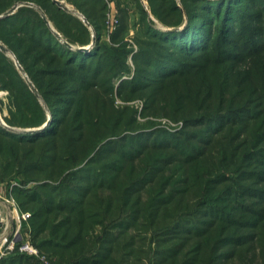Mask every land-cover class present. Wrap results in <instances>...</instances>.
<instances>
[{
  "label": "trees",
  "instance_id": "trees-1",
  "mask_svg": "<svg viewBox=\"0 0 264 264\" xmlns=\"http://www.w3.org/2000/svg\"><path fill=\"white\" fill-rule=\"evenodd\" d=\"M64 2L0 0L24 73L0 49V181L31 242L52 264H264V0Z\"/></svg>",
  "mask_w": 264,
  "mask_h": 264
},
{
  "label": "built area",
  "instance_id": "built-area-1",
  "mask_svg": "<svg viewBox=\"0 0 264 264\" xmlns=\"http://www.w3.org/2000/svg\"><path fill=\"white\" fill-rule=\"evenodd\" d=\"M83 20L84 16L79 14ZM117 23L114 11L107 15L108 30H112ZM19 185L12 181L9 186V194L0 199L5 210L0 212V258L11 252L17 251L32 256L38 260V264H52L49 258L42 253L30 240L28 219L30 212L22 211L14 199L10 190L13 186ZM10 224V225H9ZM28 232L24 234V232Z\"/></svg>",
  "mask_w": 264,
  "mask_h": 264
},
{
  "label": "rangeland",
  "instance_id": "rangeland-1",
  "mask_svg": "<svg viewBox=\"0 0 264 264\" xmlns=\"http://www.w3.org/2000/svg\"><path fill=\"white\" fill-rule=\"evenodd\" d=\"M144 2V1H143ZM145 3V2H144ZM132 7H133V5H132ZM79 15V14H78ZM132 15H135V14H132ZM151 15V14H150ZM131 21V23H130V26H131V24H132V20H130ZM129 35L130 36H132V35H134V33H135V28H132V26L130 27V29H129ZM135 46V45H134ZM8 53V55L13 59V61H14V63H15V60H16V58L14 57V55H13V53H11V52H7ZM18 62V61H17ZM129 64L130 65H132L130 62H129ZM16 65V64H15ZM21 73H23V72H21ZM24 74V73H23ZM0 91L2 92L1 94H0V117H1V121H0V124H2V121L4 122V120H3V115L4 114H6L7 113V96H6V94H7V91H5V90H2V89H0ZM115 105H118V104H120L121 103V101H120V99H118L117 97L115 98ZM136 106H138V108H140L141 107V104H142V101L141 100H139V99H136L135 101H132ZM138 120H140V121H144L145 120V118H138ZM158 120H161L162 122H167V123H169L168 121H167V119L166 118H159ZM161 122V123H162ZM5 123V122H4ZM6 124V123H5ZM175 126V125H177V124H174V123H169V124H167V126ZM11 128H18V127H11ZM10 128V129H11ZM9 194V190H7V184H6V182H2V181H0V199H2L3 197H6L7 195ZM13 195V194H12ZM13 197H14V195H13ZM15 199V198H14ZM3 200V199H2ZM16 200V199H15ZM5 210V207H3L2 205H1V202H0V212L2 213V211H4ZM23 211V210H22ZM29 212V211H28ZM10 225V224H9ZM26 233H28L27 231L26 232H24V234H26Z\"/></svg>",
  "mask_w": 264,
  "mask_h": 264
},
{
  "label": "water",
  "instance_id": "water-1",
  "mask_svg": "<svg viewBox=\"0 0 264 264\" xmlns=\"http://www.w3.org/2000/svg\"><path fill=\"white\" fill-rule=\"evenodd\" d=\"M55 1H56V3H57L59 6L65 8V9H70L69 6H68V4L65 3L64 0H55ZM22 3H23V4H31V3H29V2H20V3H16V4H14L11 8H9L6 12H4L3 15H7V14L12 13V12L17 8V6H18L19 4H22ZM72 11L75 12V13H77V14H80L78 11H75V10H72ZM0 16H1V15H0ZM83 20H84L85 22H87V20H86L85 18H83ZM173 29H177V27L168 28V30H173ZM0 49H1L2 51H4V52H10V51L8 50V48H7L6 46L2 45L1 43H0ZM80 49H81V50H86L87 48H86V47H81ZM15 64H16L17 68H18L21 72H23V69H22V67L20 66V64L17 62V60H15ZM29 85H30V88H31V89H32V90L38 95V93H37L35 87L32 85L31 82H29ZM1 120H2V119H1V117H0V121H1ZM48 122H49V121H47L44 125H47ZM2 124H3V125H6L3 121H2ZM10 128H11V127H10ZM11 129H12V130H15V131H20V132H34V131H36V130L41 129V127H31V128H11Z\"/></svg>",
  "mask_w": 264,
  "mask_h": 264
},
{
  "label": "bare ground",
  "instance_id": "bare-ground-1",
  "mask_svg": "<svg viewBox=\"0 0 264 264\" xmlns=\"http://www.w3.org/2000/svg\"><path fill=\"white\" fill-rule=\"evenodd\" d=\"M2 92L0 91V94H1Z\"/></svg>",
  "mask_w": 264,
  "mask_h": 264
}]
</instances>
